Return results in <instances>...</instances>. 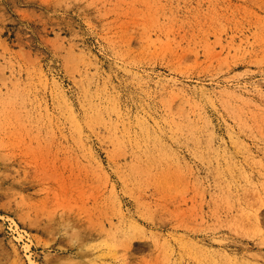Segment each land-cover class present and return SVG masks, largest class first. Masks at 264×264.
Returning a JSON list of instances; mask_svg holds the SVG:
<instances>
[{
    "label": "rangeland",
    "instance_id": "obj_1",
    "mask_svg": "<svg viewBox=\"0 0 264 264\" xmlns=\"http://www.w3.org/2000/svg\"><path fill=\"white\" fill-rule=\"evenodd\" d=\"M0 264H264V0H0Z\"/></svg>",
    "mask_w": 264,
    "mask_h": 264
}]
</instances>
